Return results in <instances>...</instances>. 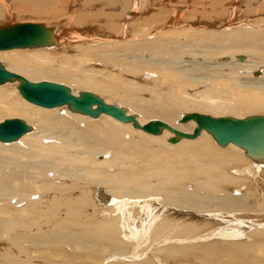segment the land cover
Wrapping results in <instances>:
<instances>
[{"label":"bare ground","instance_id":"obj_1","mask_svg":"<svg viewBox=\"0 0 264 264\" xmlns=\"http://www.w3.org/2000/svg\"><path fill=\"white\" fill-rule=\"evenodd\" d=\"M9 1L41 16L18 21L0 0V28L39 23L56 40L0 49L10 72L75 95L85 86L141 126L161 120L193 136L41 106L20 79L0 84V122L31 127L0 139V264H158L163 254L178 257L167 264H264L263 141L251 156L239 141L196 133L195 118L183 121L264 115V0H209L204 9L186 0ZM197 239L220 243L200 244L183 263Z\"/></svg>","mask_w":264,"mask_h":264},{"label":"water","instance_id":"obj_2","mask_svg":"<svg viewBox=\"0 0 264 264\" xmlns=\"http://www.w3.org/2000/svg\"><path fill=\"white\" fill-rule=\"evenodd\" d=\"M0 28V49L25 48L27 45L33 47L47 45L56 40L51 35V29L39 23H25L14 26ZM31 42V44H30ZM258 73V72H257ZM21 80L19 88L22 94L30 102L38 103L41 106H55L68 104L69 108L80 113L97 117L101 113H106L115 118L127 122L132 121L137 128L157 134L162 128H167L176 132L180 137H192L193 135L182 131L174 130L169 124L161 120H151L145 125H140L135 115L127 114L125 107L116 104L107 103L100 95L90 91H80L79 95L71 92L69 86L55 82H31L27 78L10 72L0 61V84L6 81ZM53 95L56 98L49 97ZM42 95V96H41ZM195 118L199 121L198 133L203 128L209 130L220 143L238 142L251 156L258 151L254 146V141L261 139L264 143V115L250 116L247 118L221 117L213 118L198 113L187 114L183 117V121ZM230 122V123H228ZM220 124V125H219ZM233 125L241 126V130L234 132ZM30 125L18 118L5 119L0 122V139L3 141L15 140L30 130ZM171 141H177V138H171ZM264 149V146H263ZM257 150V151H256ZM261 152H259L260 154Z\"/></svg>","mask_w":264,"mask_h":264},{"label":"rangeland","instance_id":"obj_3","mask_svg":"<svg viewBox=\"0 0 264 264\" xmlns=\"http://www.w3.org/2000/svg\"><path fill=\"white\" fill-rule=\"evenodd\" d=\"M183 1H184V0H183ZM187 1L191 3V5L193 6L192 8H194V9H195V8H201V6L204 7L205 2H207L206 4H208V2H209V0H207V1H204V0H203L204 2H202V3L199 2L198 0H186V2H187ZM194 1H195L196 3H193ZM13 3H15V2H13ZM11 4H12L11 1H9V0H8V1H5V0H4V5H5L4 7L6 8L7 11L11 12V13H10L11 16H15V17H14L15 19H17V18L21 19V20L18 19V21H29L30 18H31L30 20H35V18L38 19V18H40V17H38V16H41V15H36V14H32V15H30V14H28V13H22V14L17 13L16 10H15V7L13 6L14 4L12 5L13 7H12V6H9V5H11ZM201 4H202V5H201ZM227 4H228V3H227ZM200 5H201V6H200ZM238 5H239V4H238ZM8 6H9L10 8H9ZM197 6H200V7H197ZM224 6H225V5H224ZM227 6L230 7L229 9H231L232 3L229 2V5H227ZM95 7H97V8H94V10H95V12H97V11L99 10V4H96ZM13 8H14V9H13ZM76 8H79V5H78ZM192 8L190 7L189 9L193 10ZM208 8H209V7H208ZM201 9H204V8H201ZM235 9H236V10H239V11H235L236 14H237L238 16H241V14H242V11H241V10H242V9H241L240 7H237V8H235ZM240 9H241V10H240ZM12 10L15 11V12H12ZM216 10H217V11H222L221 8H220V9H219V8H216ZM87 13H89V10H87ZM92 13H93V10L90 12V14H92ZM10 14H8V15H10ZM26 14H27V15H26ZM28 15H29V16H28ZM35 15H36V16H35ZM47 16H48V19L46 18ZM47 16L45 17L46 20H49V19H50V20H52V22H53V20L55 21V17H54V16H53V17H52V16H49V15H47ZM28 18H29V19H28ZM43 18H44V16H43ZM22 19H23V20H22ZM62 19H63V18H62ZM41 20H43V19H41ZM63 20H64V19H63ZM89 27H92V26H89ZM119 40H121V39H119ZM1 53L3 54V53H7V52H3V51L1 52V51H0V55H2ZM223 60H224V58H223ZM229 61H230V60H229ZM226 62H227V61H226ZM57 63H58V62H57ZM15 72H16V71H15ZM18 73H19V72H18ZM19 74H21V73H19ZM25 74H26V75H25ZM21 75H23V74H21ZM23 76H25L26 78H28V76H30V78H35V80H37L36 78H38V77H33V76H31L30 74L28 75L27 73H24ZM42 78H43V79H48V78H49V79H50V78L53 79V76H50V77L48 76L47 78H46V77H42ZM28 79H29V78H28ZM40 79H41V78H40ZM54 79H55V78H54ZM32 80H33V79H32ZM67 83H68V81H67ZM65 84H66V83H65ZM71 84H72V83H71ZM73 84H75V83H73ZM68 85H70V84H68ZM75 86H78V85H75ZM83 88H84V89H83ZM82 89H83V90H91V89H89V88H86L85 86H84V87L82 86ZM74 91H75V90H74ZM142 96H144V97H145V96L149 97V94H145V95H142ZM147 97H146V98H147ZM125 103H126V102H125ZM120 104H122V103H120ZM30 124H31V123H30ZM137 139H138V138H136V140H137ZM155 147H156V146H155ZM116 148H117V147H116ZM118 149H119V148H117V150H118ZM119 151H120V150H119ZM119 151H118V152H119ZM119 163H120V164H121V163L123 164L122 161H119ZM50 164L52 165V163H50ZM54 164H55V163H54ZM120 164H119V165H120ZM122 164H121V165H122ZM112 167L115 168V166H112ZM112 167H110V168H112ZM51 170H52V169H51ZM55 170H57V169L52 170V171H51L52 173L50 172V173H51L50 175H51L52 177H56V175H55ZM61 170H62V169H61ZM63 171H65V170L63 169ZM58 172H59V171H58ZM79 173H80V171L78 172V174H79ZM56 174H58V173L56 172ZM60 178H61V179H66V178H69V179H70V177H69L68 175H66V174H62ZM74 178H75V177H71L70 180H69V179H67V180L71 181L72 179L74 180ZM75 179H76V178H75ZM195 185H196V183H190L189 186L191 187V189H194L195 187H193V186H195ZM222 194H223V193H222ZM36 196H37V195H36ZM37 197H39V196H37ZM13 200H15V197H13V199H12L11 201H13ZM16 200H17V199H16ZM16 200H15V201H16ZM2 202H3V201H0V203H2ZM16 204H19V202L16 203ZM203 215H205V214H203ZM199 218H200L201 220H205V218H204V219L201 218V217H199ZM6 233H7V232H6ZM8 238L10 239V237H8ZM201 241H203V239H200V240L197 239L196 241H188L189 244H190V243L192 244V245H191L192 250H191V251H188V253L192 252L193 250H194L193 252H195V251H196V252H195L194 255H192V254H190L191 256L189 255V258H191L190 260H189L188 257H187L188 255L185 254L186 257L184 256V258H182L183 261H184L183 263H192L193 259L196 257L195 255H198V256H199V252L203 250V247H202V245H200V244H203V243L205 242V241H203V242H201ZM248 241H250V240H248ZM184 242H186V241H183V243H181V244H183V245H184V244H187V242H186V243H184ZM192 242H193V243H192ZM200 242H201V243H200ZM207 242H208V243H207ZM207 242L204 243V245L212 246V247H215L217 243H220V242H217V240H215V241H211V242H210V241H207ZM222 242H223V241H222ZM223 243H224V242H223ZM193 246H196L197 248L200 247V248L197 249V248H194ZM199 250H200V251H199ZM5 251H6V250H5ZM197 253H198V254H197ZM34 255H36V254L34 253ZM162 257H163V261L161 260L162 262H161V261H160V262L163 263V264H164V263L167 264V263H168V260H171V261H172V259H173V260H174V259H178V257H176V256H172L170 259L165 258V257H167V256H165L164 254L162 255ZM188 261H189V262H188ZM226 261H227V260H226ZM156 262H157L158 264H161L159 261H156ZM179 263H182V262L179 261ZM225 264H228V263H225ZM229 264H230V263H229ZM232 264H233V263H232Z\"/></svg>","mask_w":264,"mask_h":264}]
</instances>
